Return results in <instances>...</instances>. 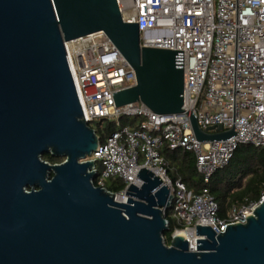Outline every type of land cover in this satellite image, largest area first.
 <instances>
[{
  "label": "water",
  "instance_id": "water-1",
  "mask_svg": "<svg viewBox=\"0 0 264 264\" xmlns=\"http://www.w3.org/2000/svg\"><path fill=\"white\" fill-rule=\"evenodd\" d=\"M99 31L136 77L112 94L117 107L182 113V51L140 47L115 0H0V264H264V200L224 232L195 226L194 247L179 234L167 245L172 195L151 170L140 168L126 202L91 183L86 158L100 139L84 121L64 42ZM189 120L200 142L234 134Z\"/></svg>",
  "mask_w": 264,
  "mask_h": 264
},
{
  "label": "built area",
  "instance_id": "built-area-1",
  "mask_svg": "<svg viewBox=\"0 0 264 264\" xmlns=\"http://www.w3.org/2000/svg\"><path fill=\"white\" fill-rule=\"evenodd\" d=\"M115 1L124 22L137 23L140 47L182 51V113L159 115L141 102L115 105L112 94L135 85L136 77L103 32L64 42L84 121L94 130L101 119L113 120L117 127L90 155L95 162L91 183L113 193L105 181L120 178L125 186L114 193L115 200L126 202V188L143 183L136 176L140 168L151 170L161 179L159 188L165 184L172 195L171 215L180 227L171 236L184 231L196 240L197 225L218 234L228 224L244 223L264 200V188L257 202L233 207L220 220L208 189L191 193L181 180H172L159 149L166 143L170 149L193 152L207 183L239 144L264 147V0ZM190 114L202 130L221 125L234 134L200 142L191 130ZM120 116L141 119L131 128L119 123Z\"/></svg>",
  "mask_w": 264,
  "mask_h": 264
},
{
  "label": "trees",
  "instance_id": "trees-1",
  "mask_svg": "<svg viewBox=\"0 0 264 264\" xmlns=\"http://www.w3.org/2000/svg\"><path fill=\"white\" fill-rule=\"evenodd\" d=\"M140 119L136 116H120L119 123L122 126L136 128ZM95 124L100 141L117 129L113 120L101 119ZM159 153L166 161L167 173L172 180H181L191 193H198L204 187L208 189L217 204V217L220 220H225L233 207L241 208L257 202L264 188V147L239 144L228 163L217 169L207 183L203 182L201 174L196 169L193 152L170 149L163 143ZM42 159L53 164L63 161L64 158L44 154ZM93 183L95 184L94 181ZM124 186V182L117 177L110 178L106 183V189L113 193L119 192ZM165 218L168 221V230L163 237L164 242L169 245L172 232L180 225L172 217L170 209L165 211Z\"/></svg>",
  "mask_w": 264,
  "mask_h": 264
},
{
  "label": "bare ground",
  "instance_id": "bare-ground-1",
  "mask_svg": "<svg viewBox=\"0 0 264 264\" xmlns=\"http://www.w3.org/2000/svg\"><path fill=\"white\" fill-rule=\"evenodd\" d=\"M118 199V198H117ZM116 201V200H115ZM179 235H182L183 237L187 238L189 241V244L194 247L195 240L193 237H191L188 233L181 231L179 232Z\"/></svg>",
  "mask_w": 264,
  "mask_h": 264
},
{
  "label": "rangeland",
  "instance_id": "rangeland-1",
  "mask_svg": "<svg viewBox=\"0 0 264 264\" xmlns=\"http://www.w3.org/2000/svg\"><path fill=\"white\" fill-rule=\"evenodd\" d=\"M95 123H96V122H95ZM95 123L93 124L94 126H96V124H95ZM86 159H87V160H89V159H90V156H89V157H87ZM97 167L100 169V166H99V164H97ZM109 179H110V178H109ZM109 179H107V180L105 181V185H106V183H107V181H108Z\"/></svg>",
  "mask_w": 264,
  "mask_h": 264
}]
</instances>
